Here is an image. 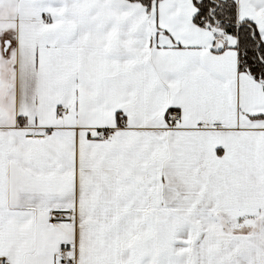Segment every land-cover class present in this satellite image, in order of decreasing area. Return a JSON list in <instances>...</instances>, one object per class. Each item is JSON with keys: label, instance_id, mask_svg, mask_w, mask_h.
I'll return each mask as SVG.
<instances>
[{"label": "snow or ice", "instance_id": "6c2138e0", "mask_svg": "<svg viewBox=\"0 0 264 264\" xmlns=\"http://www.w3.org/2000/svg\"><path fill=\"white\" fill-rule=\"evenodd\" d=\"M0 264H264V0H0Z\"/></svg>", "mask_w": 264, "mask_h": 264}]
</instances>
